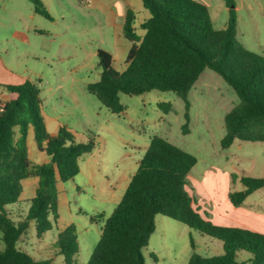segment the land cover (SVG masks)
<instances>
[{
	"label": "rangeland",
	"instance_id": "374dc122",
	"mask_svg": "<svg viewBox=\"0 0 264 264\" xmlns=\"http://www.w3.org/2000/svg\"><path fill=\"white\" fill-rule=\"evenodd\" d=\"M41 1L52 19L37 14L30 0H0V65L8 66V76L0 75V85H20L25 80L36 83L41 90L42 112L49 131L60 122L73 130L77 142L93 138L97 147L80 160V173L76 177L59 182L58 224L41 238L32 225L21 238L20 249L36 261L66 264L58 248L59 233L72 226L79 243L75 263L87 264L104 225L100 215L109 217L124 196L123 167L130 165L136 171L150 138L155 135L167 138L198 158L190 180L200 195L190 189L189 192L196 196L200 213L204 217L207 213L209 219L213 208L206 192L208 188L214 190L216 182L200 183L207 172H221L224 177L230 176L229 180L235 175L230 191L244 189L240 180L243 176L264 178V142L237 140L229 149L221 146L226 134L225 116L239 99L217 73L206 69L189 93L188 134L182 130L186 122L185 103L173 92L120 94L126 110L113 114L88 91V85L100 79L101 50L113 56L116 70L122 72L127 67L132 44L123 36L125 2ZM197 1L209 9L217 29L227 25L229 8L224 0ZM232 1L231 8L236 10L238 18V41L246 49L264 56V0ZM2 93L9 95L5 90ZM162 102L172 103L168 113L159 107ZM28 147L33 162L43 164L49 159L38 150L33 132ZM26 183L25 197L34 195L33 185L37 186L38 179ZM116 185L119 188L113 192ZM220 186L225 189V179ZM244 205L264 214V189L249 196ZM16 207L9 205L7 209L11 218L19 221L27 214L29 205L26 201L21 209ZM255 224L264 228V222L255 220ZM219 243L222 244L183 223L158 215L156 230L143 250L145 264H188L194 251L213 257L222 253ZM3 248L0 233V250Z\"/></svg>",
	"mask_w": 264,
	"mask_h": 264
},
{
	"label": "trees",
	"instance_id": "16d2710c",
	"mask_svg": "<svg viewBox=\"0 0 264 264\" xmlns=\"http://www.w3.org/2000/svg\"><path fill=\"white\" fill-rule=\"evenodd\" d=\"M35 12L52 19L41 0H30ZM150 12L139 35L136 14L126 13L123 36L132 46L127 67L120 72L114 58L99 51L102 73L88 85V91L113 114L125 112L120 94L144 95L154 90L173 92L185 103L183 133L190 132L188 96L206 69L217 73L236 93L239 103L225 116L226 134L221 141L229 149L235 141L264 142V56L246 49L237 39L238 18L229 8L227 25L217 29L209 9L197 0H142ZM10 95L0 101V233L4 248L0 264H48L20 249L21 238L34 225L38 238L52 230L59 220L58 183L80 173V160L96 150L89 138L77 142L66 126L56 135L47 131L41 90L29 80L20 85H0ZM168 113L171 102L159 103ZM33 130L37 147L50 160L35 164L29 156L28 134ZM198 158L168 139L155 135L138 169L131 177L124 196L104 219L101 235L87 264H145L144 248L156 230V217L163 215L222 242V253L204 257L194 251L188 264H264V233L240 227L215 224L200 213L189 175ZM235 181V175H232ZM37 178L35 196L22 220L11 218L7 207L20 203L22 182ZM244 189L230 191L234 207L264 189V178L243 176ZM195 250V244L191 242ZM58 248L66 264H76L79 253L76 229L67 227L59 233ZM245 257V259H241Z\"/></svg>",
	"mask_w": 264,
	"mask_h": 264
},
{
	"label": "crops",
	"instance_id": "0c3cea01",
	"mask_svg": "<svg viewBox=\"0 0 264 264\" xmlns=\"http://www.w3.org/2000/svg\"><path fill=\"white\" fill-rule=\"evenodd\" d=\"M123 1L126 4L125 17H126V13H127L128 10L134 11L135 14H136L135 28H136V30H137L139 35H144L145 32L143 30H142V32H139L138 29H140V26H141V24L143 22H145L147 19L150 18V12L148 13V11H146L147 9L144 7V4H143L142 0H123ZM124 21H125V19H124ZM123 24H122V27H123ZM0 75L2 77L3 76H5V77L8 76V66H6L5 63H1V65H0ZM25 81H27V80H25ZM0 90H1L0 101L2 103H5L6 101H8L10 99V95L5 96L2 93V90H4V89L0 88ZM61 126H63V124L58 122L56 125H54L52 132H50L48 127H47V125H46L47 131L52 136L56 135L58 133V131H59ZM70 130L73 132L72 129H70ZM31 132H33V130H30L29 134H28V145H29V136H30ZM151 138H150V141H151ZM28 149H29V147H28ZM40 153L41 154H46V152H44V151H40ZM49 160H50V158L49 159H45L44 163L49 162ZM33 163L38 164L36 162H33ZM134 169L135 168L134 167H130V165H127L126 167H123V171H124L125 176L122 179H123V182H124V188L125 189L127 188L128 184H129V182L131 180V177L137 171V170L135 171ZM191 173H190V175H191ZM190 175H189V179H190ZM221 177L223 178V180L224 179L226 180V187H225L224 190L220 186L222 181H223V180H221ZM229 177L230 176H228V175L224 177L221 174V172H218V173L207 172L201 179L200 183H203V184L206 183L207 181H209V182L215 181L216 182V186L214 187V190H212V188H208L210 190H209V192H206L207 197H209V201H211L212 208H213L212 211H211L212 212V216H211L210 219L217 225L240 227V228L250 229V230H253V231L264 233V228L256 226V224H255V220H257L259 222H264V214H259L255 210L247 208L245 205H243L242 207L236 208L231 203V201L229 199V192H230V185H231L230 182L232 181V179L230 178V180H229ZM30 179H32V178H30ZM30 179H28V180H30ZM26 181L27 180L22 182L23 191H22V194H21L20 203L15 205V206H17L15 209H18V210L21 209V206H22L23 203L26 204V201H27V203H29V200L32 199L35 196V191H36V187H37L36 183H34V185H33L34 195H30L29 197H25L24 194H25V188H26V185H27ZM190 182H191V186H192V190L190 189V191H192V193L193 192L196 193V195H200L199 192L197 191V189L195 188V183L192 180H190ZM118 188H119L118 185H116V187L113 188V192H115ZM200 201L204 202L203 200H200ZM205 201L208 202V200H205ZM106 218L107 217L104 216V219H106Z\"/></svg>",
	"mask_w": 264,
	"mask_h": 264
}]
</instances>
